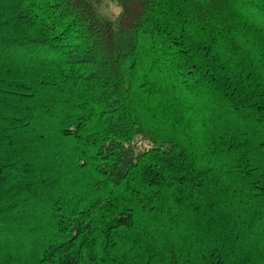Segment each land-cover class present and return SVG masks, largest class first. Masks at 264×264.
<instances>
[{"label":"trees","instance_id":"obj_1","mask_svg":"<svg viewBox=\"0 0 264 264\" xmlns=\"http://www.w3.org/2000/svg\"><path fill=\"white\" fill-rule=\"evenodd\" d=\"M0 0V264H264V0Z\"/></svg>","mask_w":264,"mask_h":264},{"label":"rangeland","instance_id":"obj_2","mask_svg":"<svg viewBox=\"0 0 264 264\" xmlns=\"http://www.w3.org/2000/svg\"><path fill=\"white\" fill-rule=\"evenodd\" d=\"M97 15L104 21H113L119 14V6L111 0H90Z\"/></svg>","mask_w":264,"mask_h":264}]
</instances>
